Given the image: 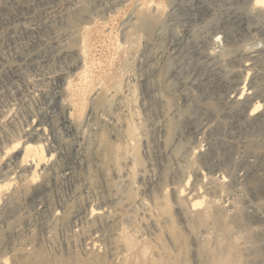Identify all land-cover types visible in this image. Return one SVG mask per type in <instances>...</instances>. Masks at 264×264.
Masks as SVG:
<instances>
[{"label": "rangeland", "instance_id": "obj_1", "mask_svg": "<svg viewBox=\"0 0 264 264\" xmlns=\"http://www.w3.org/2000/svg\"><path fill=\"white\" fill-rule=\"evenodd\" d=\"M142 1L149 7L147 12L142 14L141 21L150 19V27L137 30L141 27L136 26L133 46L128 45L132 47L129 49L114 46V37L110 36L95 42L89 55L91 84L87 86L85 80L69 70V60L56 59L50 64L39 65L37 69L31 70L30 74L42 79V75L52 71H70V91L62 89L66 87L61 86L59 82L49 81L51 83L48 82L47 98H39L36 93H31L30 88L18 84L16 88L21 85V90H24L22 100H17L16 104L13 102V105L5 100L6 98H3L4 102L0 100V105L9 104V109L4 107L5 110L0 113V123L11 138L23 136V132L29 129L35 118L49 116L57 121L63 108L72 105H76L73 123L76 128H81L78 140L64 136L63 131H60L62 144L65 143L63 147L66 152L69 151L68 157L66 161L56 165V171H48V176L51 173L50 175L60 177L68 168L71 169L77 180L74 184H54L52 180L50 191L45 197L47 207L43 213L40 212L42 206L32 200H16L9 208L1 206L2 212H5L3 215H11L7 222H0V257L8 259L9 264H27L34 260L40 264H57L55 260L60 264H87L86 243L77 237L80 235V224L75 225V215L79 212H90L91 206H100L101 202L111 199L112 196L122 195L127 198L134 193L138 197L149 199L151 194H159V191L164 190L169 198H173L174 189L182 190L185 194L186 208L179 216L178 225L182 232L186 264H215L216 255L213 249L216 243L237 250L240 253L239 264H264V199L261 205H256L255 210L248 202L240 199L237 192L227 193L226 189L216 182L217 176L225 171L226 147L223 133L212 131L213 120L224 119L226 107L233 104L237 108L241 105V102L234 101L241 95V86L245 79L250 77L257 80V72L264 66V35L248 34V31L255 27L264 28V19L258 16L250 18L245 25H248L247 29L240 25L223 27L222 20L228 14L254 15L249 9V0ZM142 1L136 0L135 4L138 5ZM85 7L83 12L64 17L62 21L57 19L52 22L56 36L60 35L68 47L77 45L76 40L79 39L80 32L75 33L76 38L72 35L87 24L89 16L91 20L97 21L101 28L109 27L115 34L122 35L121 23L127 14L134 11L135 6L118 3V0H88ZM190 8H198L202 15L200 21L186 23ZM185 26L187 32H184ZM46 30L41 31L40 39L47 40H43L44 43L41 42L39 47L37 45V50L54 53L56 47L51 44V40L55 34H52L54 32L50 29ZM184 33H187V36H183L179 45L173 46ZM17 38L18 41L12 43L14 45H6V55H13L14 48L22 50L31 39H35L23 35H17ZM228 38L230 44L227 42ZM119 82L123 94L113 97V86ZM102 86L110 91L101 90ZM100 93L101 96H98ZM122 95H130V111H136L137 115L128 113L129 108ZM83 98L85 104L81 106L82 102H79ZM53 101L55 108L51 109L50 104L54 103ZM255 105L257 103L253 104ZM173 117L176 119L175 135L171 142L166 144L163 126ZM42 120L50 124L48 119ZM130 120L139 128L138 157L148 169L144 178L141 176L140 167L129 171L131 163L126 165L121 161L115 167L109 154L112 145L123 141L125 122ZM5 135L0 134V166L4 147L9 144ZM177 140L183 143L181 142V147L172 154L170 149ZM77 146L86 151L82 164L74 153ZM127 166L128 168H125ZM121 167L125 168V171H122ZM114 170H118L122 175ZM127 172L129 175L131 173L130 182L125 181ZM116 175L120 176L121 180ZM128 182L133 184L132 187ZM195 188L201 189L206 203H203L198 214L196 212V215L192 216L187 214L190 212L188 198ZM39 192L40 189L37 188L35 193ZM207 200L215 203L216 212L228 217L226 226L219 227L210 219L197 217H202ZM170 201L173 215L178 205L173 199ZM125 205H120V208H124L121 209L124 228L129 230L128 232L137 231L138 236L149 237L150 232L145 230L138 219L140 215ZM53 210L55 214L61 215L56 220L52 218ZM108 255H105L100 264L117 263V260Z\"/></svg>", "mask_w": 264, "mask_h": 264}, {"label": "bare ground", "instance_id": "obj_2", "mask_svg": "<svg viewBox=\"0 0 264 264\" xmlns=\"http://www.w3.org/2000/svg\"><path fill=\"white\" fill-rule=\"evenodd\" d=\"M87 1L88 0H0L1 102L3 101V98H6L5 100H7L11 104L13 102L14 104H16L18 103L16 102L17 100H22L24 96V90H21V85L30 88L32 91L31 93H36L39 98H44L48 94V85L49 83H51L49 81L59 82L61 83V86L65 85L66 87L62 89L70 91L72 87L71 76L69 74L70 71L73 72L75 76H78L82 80H85L87 82L85 84H87L88 86L89 83H92V79L89 80L91 78L89 55L91 53L92 45L95 42H98V40L102 37L110 36L114 37V46H116L117 48L124 47L125 49H127L126 47H128V45L133 46V36H135V31L137 29L136 26L141 27L137 30L150 27V19L141 21L142 14L144 15L149 7L147 6V3L141 0L142 2L136 5V0H118V3H126L127 6L130 5L132 7L135 6L133 9L134 11L127 14L125 19L121 23L120 33H122V35L118 33L115 34L109 27L108 29L104 27L101 28L98 25V22L95 20H91L89 16V21L87 22V24L81 27L79 31L74 32V34L72 33V36H74L75 33L78 34L80 32L78 37L79 39L76 40L77 45L75 47H68L66 45L67 43H63L62 37H60V35L56 36V32L53 31L56 29L53 28L52 22L56 21L57 19H61L60 21H62L64 17H69L71 15H76L80 12H83L84 8H86L85 6L87 4ZM248 2L249 9L254 15H243L240 13L228 14L222 20L223 27H228L230 25H240L244 29L250 18L258 16L259 18L261 17L264 19V0H249ZM156 8L157 10H159V6H157ZM201 18L202 15L200 14L198 8L197 10L190 8V15L187 17L186 23H192V21H200ZM44 29H50L54 32L52 34H55L52 40L50 37L51 44L56 47L54 53H50L47 50V52L37 50V45L39 47V44L41 42L44 43V41L47 40L40 39L42 36L41 31L43 32ZM186 29L187 28L185 26L184 32H187ZM253 33L263 36L264 28L255 27L252 30L248 31V34ZM68 34H70V32ZM17 35H23L27 37L32 36L35 39H31V41L28 42L27 46L22 50L14 48L13 55L8 56L4 51L6 49V45L10 46L15 42V40L18 41V38L20 37L18 36L17 38ZM65 35H67V33ZM69 36L71 37V34ZM183 36L186 37L187 33H184L182 37L179 38L176 43H174L173 46L179 45ZM74 37L76 38V36ZM64 41L66 42V40ZM232 41H234V39H232ZM227 42L230 44V39ZM47 45L48 44H46V47ZM129 48L132 47L130 46L128 47V49ZM56 59L64 61L69 60L71 63V66L69 65L70 71L68 73H65L63 71H52L49 74L42 75V79H38L35 77L36 75L33 76L30 74V71L37 69L39 65L50 64ZM234 76L238 77L240 75ZM18 84H21L18 87L19 89L16 88ZM11 88L14 91L11 90ZM58 88H60V86H58ZM113 88V97H116L117 95L121 96V94H123L120 82L117 83L116 86H113ZM101 90L110 91V89H106L105 86H102ZM59 96L57 97V99L59 98ZM98 96H101V93ZM129 96L130 95H122V98L127 104L125 105L129 108L128 113L131 112V98ZM241 99L242 98H239L234 102L238 103ZM53 102L54 103L49 102L51 103V109L55 108V101ZM81 102V106H84L85 98L80 99L79 103ZM169 103L170 102H168V104ZM1 105L0 113L9 107V104L7 106ZM259 107L260 105H258V103L257 105L253 106L254 110H257ZM75 111L76 105L63 108L61 117L56 116L59 118L57 121H54V118L49 116L38 119L35 118L32 124L29 125V129L23 132V136L21 135V137L19 136L18 138L9 137V135L6 134V129L0 123V134H6L5 138H7V141H9V144L4 147L3 155L1 156L2 164L0 166V222L5 223L10 220L9 218L11 217L10 214H7L8 216L3 215L5 214V212H2V205H5L9 208V205L12 203L14 204L16 200H32L40 207L42 206L40 208V212L43 213L45 212V209L47 207L45 203V197H47L48 192L50 191L52 180L54 181V184L66 182L71 183L72 185V183H75L76 177L69 168L63 174V176L55 177V175L53 174L50 175L51 173L48 176V171L52 172L56 165H58V163L64 161L66 157H68L67 154L69 151L66 152L65 148L63 147L65 143L62 144V140L60 139V131H63L62 133L64 134V136L75 137L77 140L78 138H80L81 128H76L73 123ZM137 114L138 113L136 111L131 112L132 116ZM43 118L48 119L50 124H47L46 120L43 121ZM174 120H176L174 119V117L172 119L170 118V121H167V123L163 126L164 129L162 131H165L166 144L170 143L174 138L176 128ZM125 123L126 125L124 124L125 129L123 130V141L120 144L112 145L111 149L109 148L111 161L113 162L115 167H117L119 165V162L121 161H123L126 165H128V163H131V166H129V171L130 169H132L131 172L134 171V168L140 167V171L142 174L141 176L142 178H144L148 174V169L143 166L138 157V147L140 141L139 128L137 124L134 123V121L130 120L128 122L126 121ZM181 142L182 141L177 140L171 149L168 147L170 149V152H177L178 148H180V145H182L183 143ZM80 146H77L74 149L76 151L74 153H76V159L78 160V162L82 164L86 151H84V149ZM130 160L132 161L130 162ZM125 168H128V166ZM125 168L121 167V170L123 171ZM118 170L114 171L118 172ZM128 173L129 172L125 173L127 176L126 179H124L125 181L130 182L129 176L131 175V173L130 175ZM120 174L121 173H119V175ZM116 176L118 177V175ZM119 177L118 179H120ZM54 184L52 183V185ZM129 185H131L132 187L133 184L129 183ZM37 188L40 189V192L38 194L35 193ZM196 189L197 188H195V190L193 191L194 193L191 195V197L188 198V200L190 201V212L187 214H190L192 216L193 214L196 215V212L198 214L199 210L202 208L203 203H206V199L202 195L203 192L201 191V189ZM159 192V194H151L152 197L149 194V199L145 198L143 195V197H138L134 193L133 195H128L127 198L122 195L112 196L111 199L101 202L100 206H91L90 212H79L77 215H75V225H78V223L80 224V235L78 234L77 237H80L78 239L86 243V257H88L86 258L88 260H86L87 264H100L101 261H104V257L106 254L112 256V258H114L113 260H117L116 264H186L184 244L182 242V232L180 231L178 225L179 216L183 214V211L186 208L184 207V191L174 189L172 195L173 198H169L167 192L164 190ZM171 199H173L178 205L176 207L177 210L173 215L171 214V210L173 209L170 201ZM124 204H126L131 211L136 212L137 215H140L138 219L141 225L145 227V230H148L150 232L151 235L149 237L138 236L137 231L133 230V232H128L129 230L124 228L121 221V214L123 213L121 209L124 210V208H120V205ZM214 204L215 203H212V201L208 202L207 200V206L202 214L203 218L200 216L197 217L203 220L210 219L213 223L215 222V225L217 224V226L219 227L226 226L227 216L216 212L217 208H214ZM59 216H61L60 213L55 214L54 210L52 211L53 219L56 220L59 218ZM184 216L187 217V215ZM1 242L2 241L0 239V245ZM74 243L75 240L73 241V244ZM213 252L216 255V257L213 256L216 261L215 264H239L238 257L240 253L237 252V250L234 251V249L232 250L227 247H223L222 245L220 246L216 243ZM55 263L60 264L57 260H55ZM0 264H9V261L4 257H0ZM27 264H40V262L34 260Z\"/></svg>", "mask_w": 264, "mask_h": 264}, {"label": "built area", "instance_id": "obj_3", "mask_svg": "<svg viewBox=\"0 0 264 264\" xmlns=\"http://www.w3.org/2000/svg\"><path fill=\"white\" fill-rule=\"evenodd\" d=\"M261 68L257 80L249 77L241 86L242 94L236 99L242 98L241 105L226 107L224 119H214L212 128L214 133H223L226 147L225 171L216 182L227 193L237 192L252 208L264 199V66ZM254 103L260 104L257 110L251 108Z\"/></svg>", "mask_w": 264, "mask_h": 264}]
</instances>
